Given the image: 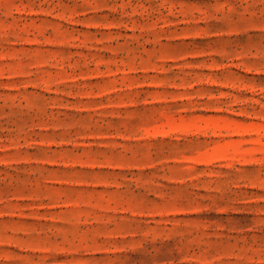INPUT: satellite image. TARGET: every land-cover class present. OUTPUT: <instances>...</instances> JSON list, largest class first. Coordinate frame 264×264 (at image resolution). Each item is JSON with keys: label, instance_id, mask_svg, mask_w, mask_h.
Here are the masks:
<instances>
[{"label": "rangeland", "instance_id": "374dc122", "mask_svg": "<svg viewBox=\"0 0 264 264\" xmlns=\"http://www.w3.org/2000/svg\"><path fill=\"white\" fill-rule=\"evenodd\" d=\"M0 264H264V0H0Z\"/></svg>", "mask_w": 264, "mask_h": 264}]
</instances>
